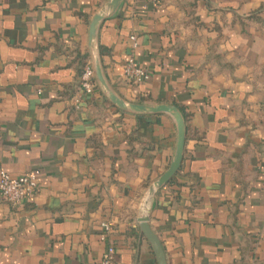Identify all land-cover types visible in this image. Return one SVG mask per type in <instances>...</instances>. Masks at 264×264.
<instances>
[{"label": "crops", "instance_id": "1", "mask_svg": "<svg viewBox=\"0 0 264 264\" xmlns=\"http://www.w3.org/2000/svg\"><path fill=\"white\" fill-rule=\"evenodd\" d=\"M107 0H0V170L34 172L32 198L0 201V264H157L140 233L176 126L97 88L76 102L88 25ZM150 78L122 76L131 53ZM125 100L171 104L186 124L179 170L148 203L168 264H264V0H124L98 31ZM109 222L106 241L101 223Z\"/></svg>", "mask_w": 264, "mask_h": 264}, {"label": "water", "instance_id": "2", "mask_svg": "<svg viewBox=\"0 0 264 264\" xmlns=\"http://www.w3.org/2000/svg\"><path fill=\"white\" fill-rule=\"evenodd\" d=\"M124 0H107V2L91 18L88 25L87 53L90 58V64L93 70V78L97 88L102 95L116 108L132 114H157L166 113L172 117L176 126V145L173 157L162 175L154 181L148 188L144 198L143 213L138 218L140 233L150 244L155 255L157 264H168L162 243L149 225V218L146 214L148 203L154 193L163 185L168 183L180 168L184 145L186 139V124L182 112L171 104L147 105L142 103L130 102L123 99L110 84L102 63V58L98 44V31L101 23L115 15Z\"/></svg>", "mask_w": 264, "mask_h": 264}, {"label": "built area", "instance_id": "3", "mask_svg": "<svg viewBox=\"0 0 264 264\" xmlns=\"http://www.w3.org/2000/svg\"><path fill=\"white\" fill-rule=\"evenodd\" d=\"M131 53L128 54L123 68L122 76L129 84H139L150 78V72L136 64L133 52L137 47L135 36H130ZM97 89L93 78V70L90 62L83 66L78 80V95L76 102L80 101L83 95H90ZM38 188V176L34 172H27L18 176H11L4 169L0 170V201L13 204L21 203L32 198ZM109 222L101 223L99 238L106 241L111 232ZM114 247L109 245L98 264H114Z\"/></svg>", "mask_w": 264, "mask_h": 264}]
</instances>
